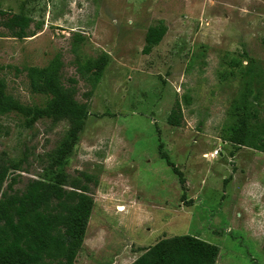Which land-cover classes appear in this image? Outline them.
I'll list each match as a JSON object with an SVG mask.
<instances>
[{"label":"rangeland","instance_id":"rangeland-1","mask_svg":"<svg viewBox=\"0 0 264 264\" xmlns=\"http://www.w3.org/2000/svg\"><path fill=\"white\" fill-rule=\"evenodd\" d=\"M0 10L29 18L33 34L0 27L5 93L46 106L27 69L59 56L63 86L87 104L62 166L70 183L90 178L94 202L75 264H131L185 235L218 247L215 264H264V154L228 141L251 111L264 123V0H0ZM160 22L166 33L144 55L145 34ZM101 56L98 81L94 69L78 71ZM177 106L182 123L172 127ZM26 122L0 116L2 192L41 178L65 139V122Z\"/></svg>","mask_w":264,"mask_h":264},{"label":"trees","instance_id":"trees-1","mask_svg":"<svg viewBox=\"0 0 264 264\" xmlns=\"http://www.w3.org/2000/svg\"><path fill=\"white\" fill-rule=\"evenodd\" d=\"M30 22L29 18L8 16L0 10V27L13 38L32 36L28 32ZM165 33L166 26L162 22L148 28L142 53L149 55ZM261 44L264 47V34ZM105 66L106 56H101L87 60L78 71L81 73L85 69L88 73L92 68L95 70L93 77L98 81ZM62 67L60 57L56 56L43 68L27 69L30 92L50 97L43 108L21 105L5 93V84L0 80V116L20 114L27 119L28 126L43 118L67 124L65 139L56 149L52 165L43 171L41 178L29 180L23 191L2 192L8 167L4 162L0 163V264H75L84 239L94 206L88 188L91 180L84 176L86 184L70 183L62 166L83 131L88 108L86 103L75 100V88L63 86ZM257 117L258 111H251L228 141L238 148L264 154V123ZM181 123L182 114L177 106L168 115L167 124L180 127ZM158 148L161 159L172 168L183 186L181 172L161 152V146ZM218 253V247L199 238L174 236L144 249L143 254L131 264H215Z\"/></svg>","mask_w":264,"mask_h":264},{"label":"built area","instance_id":"built-area-1","mask_svg":"<svg viewBox=\"0 0 264 264\" xmlns=\"http://www.w3.org/2000/svg\"><path fill=\"white\" fill-rule=\"evenodd\" d=\"M217 153L215 152V154L214 155H216Z\"/></svg>","mask_w":264,"mask_h":264}]
</instances>
